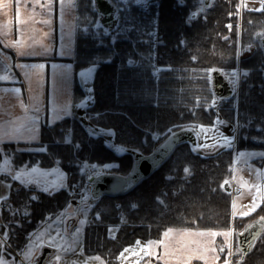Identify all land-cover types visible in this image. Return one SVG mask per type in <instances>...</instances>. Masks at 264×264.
I'll list each match as a JSON object with an SVG mask.
<instances>
[{"label": "trees", "instance_id": "trees-1", "mask_svg": "<svg viewBox=\"0 0 264 264\" xmlns=\"http://www.w3.org/2000/svg\"><path fill=\"white\" fill-rule=\"evenodd\" d=\"M240 2L150 0L144 7L130 0L122 4L123 19L119 32L113 34L100 23L95 0H77L76 68L97 67L94 102L86 116L93 125L113 130L123 151L112 148L103 135L92 134L76 118L43 124L41 141L35 145L46 146V152L18 151L19 144H6L17 166L58 162L68 173V188L52 195L12 183L7 201L20 215L9 232L13 248L22 251L31 234L66 207L73 186L93 178L89 166L110 167L94 176L127 175L135 152L150 154L182 129L191 130L196 141L181 143L131 192L95 198L85 250L103 256L107 264H120L119 255L126 247L139 239H161L171 227L231 228L229 187L235 149L264 150V46L257 37L264 36V9H244L240 15ZM240 44L243 50L253 47L252 55L239 60ZM239 65L245 70L239 103L231 97L215 107L213 71L231 75ZM84 97L77 85L75 101ZM217 112L227 123L238 121L236 148L203 154L196 149L194 123L213 125ZM8 213L4 211L6 221L11 220ZM263 216L264 201L252 214L234 218V228L242 230ZM112 226L118 227L115 236L110 234ZM240 257H234V264H264V230L253 250L243 260Z\"/></svg>", "mask_w": 264, "mask_h": 264}, {"label": "crops", "instance_id": "crops-1", "mask_svg": "<svg viewBox=\"0 0 264 264\" xmlns=\"http://www.w3.org/2000/svg\"><path fill=\"white\" fill-rule=\"evenodd\" d=\"M77 19V0H0V264H40L45 252L42 264H107L103 256L85 250L95 197L90 203L88 197L87 201L70 198L66 207L31 234L18 255L9 251V239L1 230L5 210L1 204L9 203L13 182L48 195L68 188V173L58 162L51 166H17L6 144L46 152V146L35 145L41 141L44 123L54 125L65 118H76L88 129L86 111L94 99L87 86L92 80L94 89L97 67L76 68ZM77 85L85 92L79 102L75 101ZM215 124L202 127L215 128ZM236 142L237 135L234 143L224 148H236ZM243 151L254 153L237 168L236 160ZM234 157L232 184L237 190L232 193L231 228H168L161 239H139L134 244L146 245L138 262L185 264L187 259V264H224L225 260L234 264L233 254H240V230L234 228V218L252 214L264 201V150L235 149ZM239 171L248 174L246 184L237 180ZM247 190L251 196H245ZM253 201L256 206L250 208ZM117 231L118 227L112 226L111 236ZM119 260L122 264L121 254Z\"/></svg>", "mask_w": 264, "mask_h": 264}, {"label": "rangeland", "instance_id": "rangeland-1", "mask_svg": "<svg viewBox=\"0 0 264 264\" xmlns=\"http://www.w3.org/2000/svg\"><path fill=\"white\" fill-rule=\"evenodd\" d=\"M113 3L116 6V15L118 16L120 22L118 21L116 26H104V29L106 32H111L113 34H117L119 32V25L121 23L122 18V4H127L130 0H112ZM137 4H141L144 7H148L150 4V0H134ZM206 0H201L202 5H204V2ZM212 1V0H211ZM210 1V3H211ZM240 15H242V12L244 9H253V10H262L264 9V0H241L240 2ZM239 28L241 30L242 27V21L240 20L239 22ZM229 27H232V25H230ZM243 46H241V44L239 45L238 48V58L239 60H242L250 55H252V53L254 52V48L251 49L252 47H247L243 50ZM245 72V70H243L241 68V66L239 65L231 75L226 74L227 78L229 79V81L232 84V88L234 90V95L232 98H235L236 104L239 103V82L241 80V75ZM92 88V89H91ZM87 91L89 93H91L92 98L94 99V89H93V81L91 80L90 83L87 86ZM221 101L218 100L217 98H215L213 105L215 107L218 106V104ZM86 121V126L88 127V130L95 135H103L105 137V139L107 140L106 142L114 149H116L118 152H122L123 149L121 146H119L118 144L114 143L113 137L112 135H114L113 130H109V129H103L101 127H98L96 125H93L88 118H85ZM89 126H88V125ZM215 128H212L211 126H207L205 125L204 127H202V124L198 123H194V126H196L195 128V132L197 134V138L199 140V147L196 148L197 150H200L201 152H203L204 154H211V153H215L219 150H221L224 147L230 146L234 143L235 141V137L237 135V132L239 131V127H238V121L236 122H232V123H228L225 124L223 123V118L221 116L220 113L217 112V116H216V124H215ZM198 127V128H197ZM212 144V145H211ZM203 145V147H202ZM201 146V147H200ZM212 146V149L210 148ZM20 147H26V146H17V150L20 151ZM212 150V151H210ZM253 151H243L239 153V157L236 160V165L237 168L238 166H240L244 160L247 157L252 156L251 154H253ZM235 158V157H234ZM95 167L93 166H89L88 171L91 172L92 176L96 175L99 172H104L110 169V167H102V168H98L97 170L94 169ZM95 170V171H93ZM239 170V169H237ZM252 176V175H251ZM248 178V174H245L243 172L238 173L237 175V180L241 181V183L246 184V179ZM252 180V179H251ZM243 184V185H244ZM247 189V188H246ZM249 192L248 190L245 192L247 193ZM252 194L247 193L245 194V196H251ZM88 197L87 200H89L88 202L90 203V200H94V196L92 194V190H88L87 194L83 195V196H76L74 195L73 197L71 196V198L74 199H81V200H86V198ZM86 200V201H87ZM70 202V200H69ZM11 204H7V202H3V204H1L2 208L5 207V210H8V214L11 216V220L10 221H6V218L3 217V224L1 227V230L4 233V236L6 237L7 241H8V237H9V232L12 231V225H14L16 222H20L19 218L16 216H20L17 214V211L15 208H13V206ZM81 205H84L83 202H81ZM94 207V205H93ZM11 211V212H10ZM16 212L17 215H14ZM53 217V216H51ZM42 225V224H41ZM68 228V227H67ZM81 232V228H79V230L77 231V234H79ZM7 233V235H5ZM144 243H137L136 245L128 248L124 253L123 256L121 257V261L122 264H141L140 262H138L140 260L139 257H141L143 254H145L146 251V245H143ZM7 248H9V251H11L12 253L18 255L19 251H17L15 248H13L10 245V242H7ZM19 259H21L20 257H18ZM79 258V256H78ZM139 258V259H137ZM20 264H23V262H20Z\"/></svg>", "mask_w": 264, "mask_h": 264}, {"label": "water", "instance_id": "water-1", "mask_svg": "<svg viewBox=\"0 0 264 264\" xmlns=\"http://www.w3.org/2000/svg\"><path fill=\"white\" fill-rule=\"evenodd\" d=\"M210 1L211 0H206V4L209 5ZM95 4L101 15L100 23L106 27L116 26L119 18L116 15L115 4L111 0H95ZM259 37H261V35ZM262 41L264 44V38ZM212 76L213 87L216 94L220 98L230 97L233 94V89L222 71L215 69ZM185 141H196L195 135L189 129H182L171 134L150 154L135 152L134 164L129 174L102 173L93 178V196L95 198L102 195L120 196L131 192L143 179L149 177L158 170L169 159L175 149ZM227 186L228 184H225V187ZM229 190L233 192L237 189L230 184ZM263 230L264 219L260 217L249 222L242 230L237 232L239 249L243 248L241 252L243 259L253 250ZM254 236L255 239H253ZM249 240L252 241L251 246H248L246 243ZM46 256L47 253L45 252L41 257L40 264L43 263ZM147 264L151 263L149 262Z\"/></svg>", "mask_w": 264, "mask_h": 264}, {"label": "built area", "instance_id": "built-area-1", "mask_svg": "<svg viewBox=\"0 0 264 264\" xmlns=\"http://www.w3.org/2000/svg\"><path fill=\"white\" fill-rule=\"evenodd\" d=\"M27 147H20V150H26ZM93 187L92 181H87L85 184H78L72 188V194L76 196L85 195L86 191Z\"/></svg>", "mask_w": 264, "mask_h": 264}, {"label": "snow or ice", "instance_id": "snow-or-ice-1", "mask_svg": "<svg viewBox=\"0 0 264 264\" xmlns=\"http://www.w3.org/2000/svg\"><path fill=\"white\" fill-rule=\"evenodd\" d=\"M49 3H51V0H49ZM256 206V201H253L252 204L249 206L250 208H254ZM242 214H247V213H242ZM262 219H264V217H262ZM7 235V233L5 234ZM253 239H255V236L253 237ZM248 246H251L252 244V241L249 240L246 242ZM238 252H242L243 251V248H240L237 250ZM123 256V253H121V257ZM190 258V257H189ZM240 259L242 260L243 259V256L240 257ZM185 264H187V259H185ZM224 264H230V261L228 260H225Z\"/></svg>", "mask_w": 264, "mask_h": 264}, {"label": "flooded vegetation", "instance_id": "flooded-vegetation-1", "mask_svg": "<svg viewBox=\"0 0 264 264\" xmlns=\"http://www.w3.org/2000/svg\"><path fill=\"white\" fill-rule=\"evenodd\" d=\"M261 35V37H259ZM257 37L260 39V41H261V43L263 42L262 40H261V38L262 37H264L261 33H259L258 35H257ZM262 45H263V43H262ZM251 49H253V47L251 48Z\"/></svg>", "mask_w": 264, "mask_h": 264}]
</instances>
